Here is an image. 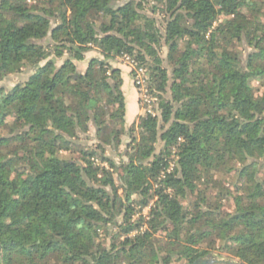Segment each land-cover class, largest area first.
<instances>
[{"label":"trees","instance_id":"1","mask_svg":"<svg viewBox=\"0 0 264 264\" xmlns=\"http://www.w3.org/2000/svg\"><path fill=\"white\" fill-rule=\"evenodd\" d=\"M158 1L0 0V264H264V0Z\"/></svg>","mask_w":264,"mask_h":264},{"label":"rangeland","instance_id":"2","mask_svg":"<svg viewBox=\"0 0 264 264\" xmlns=\"http://www.w3.org/2000/svg\"><path fill=\"white\" fill-rule=\"evenodd\" d=\"M32 0H28V2H31ZM147 1H149L152 5H158V7H160V2L158 1V0H154V2H152V1H150V0H147ZM151 6V5H150ZM152 7V6H151ZM151 7H150V9H151ZM149 12H150V10H149ZM160 12L161 11H157L156 13H151L150 12V14L151 15H155V17H159L160 16ZM162 15V14H161ZM259 19L262 21V22H264V8H263V13L262 14H260L259 15ZM88 55H89V57H92V56H96V57H99L98 56V54L97 53H95V52H90V53H88ZM161 55H162V57L163 58H166V56H167V49H166V47H164L163 49H162V51H161ZM113 65L114 66H116V67H121V66H124V65H126L125 63H118V61L116 62H114L113 63ZM128 66V65H127ZM85 67H86V64H81L80 65V68L82 69V70H84L85 69ZM129 67V66H128ZM121 69V68H120ZM131 69V68H130ZM121 71H122V69H121ZM130 73H131V76H132V80H133V83H134V77H133V72H132V70L130 71ZM30 75V73H27V74H24V75H13V76H10L7 80H5V81H3V82H0V87H3V86H5V87H9V88H11V87H13L15 84H17L19 81H22V80H24V79H26L28 76ZM134 85H135V83H134ZM255 86L257 87V88H260V87H262V85H260V83L259 82H255ZM135 87H136V85H135ZM137 88V87H136ZM140 102H141V105H142V108H143V112L145 111V108H144V104L142 103V101H141V98H140ZM158 103V102H157ZM156 108H157V105H156ZM146 112V111H145ZM174 158V157H173ZM261 176L264 178V165L262 166V168H261ZM220 179L224 182V184L226 185V186H228V187H230V188H233L234 187V185L236 184V182H237V179H238V175H237V172H232V173H227V174H221L220 176ZM226 205H225V207L226 208H228L229 210H231V209H233V201H232V199H229L228 201H226V203H225ZM149 209H150V207H146V208H143L142 209V212L140 213H137L136 214V216H138V215H140V214H143V215H148V213H149ZM174 264H186L185 262H179V261H177V262H175Z\"/></svg>","mask_w":264,"mask_h":264},{"label":"built area","instance_id":"3","mask_svg":"<svg viewBox=\"0 0 264 264\" xmlns=\"http://www.w3.org/2000/svg\"><path fill=\"white\" fill-rule=\"evenodd\" d=\"M150 1L154 2V0H150ZM117 61L121 63H125L131 68L133 72L134 83L137 87L141 101L144 104L145 111L151 114L152 116H158L159 115V109L157 103L158 98L152 92L148 69L140 65V63L135 58H133L128 54H124L118 57ZM173 167H174V163L172 162L169 170H172Z\"/></svg>","mask_w":264,"mask_h":264},{"label":"crops","instance_id":"4","mask_svg":"<svg viewBox=\"0 0 264 264\" xmlns=\"http://www.w3.org/2000/svg\"><path fill=\"white\" fill-rule=\"evenodd\" d=\"M118 63L120 62L118 61ZM120 68L122 69V78L124 80L122 89L126 100V122L131 125L143 113V108L138 90L132 80L130 67L124 65Z\"/></svg>","mask_w":264,"mask_h":264},{"label":"water","instance_id":"5","mask_svg":"<svg viewBox=\"0 0 264 264\" xmlns=\"http://www.w3.org/2000/svg\"><path fill=\"white\" fill-rule=\"evenodd\" d=\"M191 264H240L237 261H226L215 257H200Z\"/></svg>","mask_w":264,"mask_h":264}]
</instances>
